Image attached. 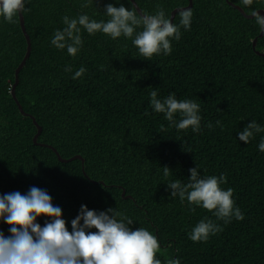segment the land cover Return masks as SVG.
I'll use <instances>...</instances> for the list:
<instances>
[{
	"label": "trees",
	"instance_id": "16d2710c",
	"mask_svg": "<svg viewBox=\"0 0 264 264\" xmlns=\"http://www.w3.org/2000/svg\"><path fill=\"white\" fill-rule=\"evenodd\" d=\"M134 1L141 14L163 7L169 18L189 4ZM84 3L30 0L25 6L31 48L14 88L19 106L11 86L26 40L18 14L13 23L0 17V195L26 194L33 186L46 190L69 230L81 205L116 208L133 220V229L145 227L157 236L161 264L174 258L181 264H264V152L258 150L264 133L248 143L238 139L251 120L264 125V33L246 16L250 12L239 0H191V27L181 29L167 56L145 59L129 39L83 30V48L70 56L50 44L54 31L64 27L63 16L87 12L99 20L106 19L108 4L130 7L129 0H92L86 8ZM253 7L264 11V0ZM80 67L86 72L73 79ZM153 89L160 97L174 93L178 100H195L200 131L169 127L150 107ZM19 107L41 126L36 142L37 128ZM197 166L201 175L226 174L221 187L234 190L243 220L225 224L212 211L172 199L167 180L186 183ZM205 218L222 230L194 243L187 233ZM45 219L38 222L43 226ZM10 227L0 222L5 235Z\"/></svg>",
	"mask_w": 264,
	"mask_h": 264
},
{
	"label": "clouds",
	"instance_id": "9594fccd",
	"mask_svg": "<svg viewBox=\"0 0 264 264\" xmlns=\"http://www.w3.org/2000/svg\"><path fill=\"white\" fill-rule=\"evenodd\" d=\"M258 0H239L240 5L250 12L257 31L264 33V15L254 8ZM30 0H0V17L8 23L25 10ZM92 0H85L82 7H88ZM130 7L108 4L99 20L87 12L75 17H62L64 27L56 29L50 40L51 46L65 50L76 56L83 48L82 30L89 36L104 34L116 40L120 37L131 40L139 56L151 59L154 55L167 56L172 52V40L181 39V29L191 27L193 13L179 10V22L173 23L163 7L154 13H137L135 4L129 0ZM65 71L71 72L70 67ZM86 72L80 67L72 78L82 77ZM150 107L154 113H162L169 127L177 131L191 128L192 132L201 129L200 105L192 99H177L174 93L160 97L158 90L150 92ZM219 123V122H217ZM209 128L212 124L207 125ZM264 133V125L251 120L238 139L248 143L256 134ZM258 150L264 152V136H261ZM199 166L189 169L187 182L167 180L171 197H179L183 204L212 211L217 220L225 224L243 220L244 213L236 206L234 190L222 188L227 183L224 173L201 175ZM170 169L163 167V176H170ZM194 210V209H193ZM46 217L43 226L38 218ZM0 222L10 225L8 235L0 230V264H161L156 253L161 245L156 235L145 227L133 229V220L116 208L104 211L90 210L81 205L79 214L70 221L71 230L66 226L62 209L54 206L52 197L46 190L31 187L26 194L19 191L0 195ZM95 229L96 231H93ZM222 230L210 219H201L187 233L188 239L206 242L212 235ZM169 264H181L179 258Z\"/></svg>",
	"mask_w": 264,
	"mask_h": 264
},
{
	"label": "water",
	"instance_id": "95a60500",
	"mask_svg": "<svg viewBox=\"0 0 264 264\" xmlns=\"http://www.w3.org/2000/svg\"><path fill=\"white\" fill-rule=\"evenodd\" d=\"M132 3L135 4V8H136L137 12L141 14V10H140V8L137 6V4L135 3L134 0H132ZM230 4H231L233 7L239 9V11H240L242 14H244V11H243L242 9H240L237 5H235V4H233V3H230ZM190 5H191V0H189V4H188V6L185 7L184 9L189 8ZM178 10H181V9H180V8H179V9H176V10H174V11L171 13L170 19H171L172 16L175 14V12L178 11ZM259 11H260V13H261L262 15H264V11H263L262 9L259 10ZM246 16L249 17V16H251V15H246ZM18 18H19V23H20V26H21V30H22L23 35H24L25 40H26V51H25V54H24L22 60L20 61V63L18 64V66H17L16 69H15V81H14V83H13L12 86H11V94H12V97L14 98L16 104L19 106V102H18V100H17V98H16V96H15L14 88H15V85H16V83H17L19 70L24 66V64H25V62H26V60H27V58L29 57L31 44H30V38H29V36H28V34H27L26 30H25V26H24V21H23L22 13H19V14H18ZM19 110L22 112V114H24V115H26V116H29V117L32 119L34 125L36 126V128H37V132H36L35 135L33 136V141L36 142V139H37V137H38V135H39V133H40V131H41V126L37 123V121L35 120L34 116H32L31 114L25 113L20 107H19ZM53 150H54V148H53ZM74 158H79V159H81V156H80V155H75V156L72 157V159H74Z\"/></svg>",
	"mask_w": 264,
	"mask_h": 264
}]
</instances>
